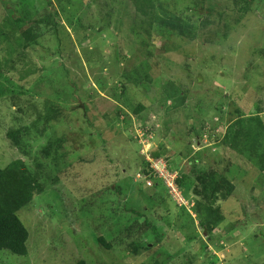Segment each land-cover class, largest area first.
Segmentation results:
<instances>
[{"label":"rangeland","instance_id":"1","mask_svg":"<svg viewBox=\"0 0 264 264\" xmlns=\"http://www.w3.org/2000/svg\"><path fill=\"white\" fill-rule=\"evenodd\" d=\"M165 1L177 11L201 4L186 13L195 36L167 40L155 29L141 43L128 0H0V168L20 160L43 189L18 213L27 256L1 251L0 264H264V172L221 143L229 125L264 120V0ZM27 30L36 39L24 48L19 33ZM49 97L65 113L50 117ZM156 151L163 156L152 161ZM146 162L191 217L156 222L164 211L156 207L146 217L156 236L139 240L149 250L119 253L117 235L103 231L116 225L119 233L126 210L147 203ZM167 165L229 183L232 194L216 205L225 222L214 232L194 216L195 181H185L184 197L175 185L181 172ZM100 236L111 250L96 243Z\"/></svg>","mask_w":264,"mask_h":264},{"label":"trees","instance_id":"2","mask_svg":"<svg viewBox=\"0 0 264 264\" xmlns=\"http://www.w3.org/2000/svg\"><path fill=\"white\" fill-rule=\"evenodd\" d=\"M128 1L132 4L135 12L133 35L140 40L142 39L141 43H143L144 40H149L150 37H152V34L157 31L160 33V36L167 40L170 39L171 34H176L178 36L184 35L186 37L191 35L195 36L197 25L193 22L194 20L192 18L186 15V13L191 12V10L194 9V14H198L201 11L198 10V8L202 7L201 4L193 7H181V9L177 11L176 9L169 7L165 0H157V5H155L156 0ZM243 1L247 3L249 0ZM49 5L51 6V4ZM5 11L8 13L10 12L7 8ZM54 14H57L55 10L52 15L49 14L50 18H54ZM14 22L18 27L24 25L23 17L21 16L17 18L14 17ZM190 22L193 24L189 27ZM31 24L37 25V23L34 22H31ZM155 29H157V31ZM27 31L25 33L24 31H21L19 33L20 41L25 42L23 45L24 48L34 45V40L36 39V35H32L30 31ZM135 76H137V73H135ZM142 80L148 84V74H146ZM3 81L4 78H0V82ZM120 90V92L123 93L125 86H121ZM44 91L48 90L44 87ZM4 92H7V90H5L4 87L0 88V96ZM45 94L49 96L48 93ZM120 95L122 96V94ZM71 101L73 102L75 100H70V103ZM79 107L80 109L82 108L80 105ZM43 108L45 111L49 112L50 117L53 116L54 118H56L57 115L60 116V113L62 112L65 113L63 108L58 110L59 105L55 103L54 98H51L50 100V97L45 99ZM142 110H144V107L142 104H139L133 112L139 114ZM53 121H55V119ZM7 138L14 143V146H19V142L13 133L8 132ZM221 143L228 146L230 149L234 148V150L238 152V155L247 159L248 162L253 161L252 163H254V166L260 172H264V120H261L258 116H253L249 118L247 124H245L243 120L242 123L237 124L235 127L229 125L221 139ZM149 156L152 161H155L163 155L161 152L156 151L152 152ZM147 167H150L148 162L143 164V169ZM167 169L171 172H181L180 177L178 176V178L175 179V185L180 188V191L186 198L189 196H186L188 190H185V186H187L185 181L189 177L195 181L196 186H194L193 190L190 192L195 201L192 210L196 214V218H200V216L203 217V226L207 228V231L214 232L215 229L225 222L221 210L216 205L218 202L220 203V201L225 202L232 194L229 183L224 178H217L215 176L207 177L203 172L201 174L198 169V171L196 170L194 172L189 170L182 172L180 168L173 165H167ZM142 174L144 181L152 182V188L149 189L151 191L150 194L146 192V196H142L144 200H146L145 202L147 203L145 205H147L148 208L143 205L144 207L140 209V211L131 209L126 210L129 211L130 221H126L125 225L121 227L123 230L121 229L119 233L118 229L120 226H108L105 228V231H103L104 229H102L101 226L98 227L99 230L102 229L106 238H113L117 235L115 237L116 239H113L117 244H121V247L118 250L119 253L132 252L133 255H136L141 249L149 250L147 244H144L145 242L141 244L139 240L148 235L156 236V225L150 224L149 220L146 218L150 211L155 214L154 211L156 207L164 210L163 213L155 216L156 222H165V217L170 215V213L175 212H178V214H180L179 216L183 214L184 221H189L191 217L185 209L179 208L170 199L168 190L160 178L156 177L154 174L144 172ZM127 182L128 181L125 178L123 180V188L126 187ZM138 183L139 182H136V184ZM139 184L141 185V183ZM157 186L162 190H155L154 187L156 188ZM121 188V184L112 186V189H114V192L116 193L115 195L121 194ZM139 190L141 191V189ZM222 190L223 193H221ZM42 191L43 189L39 185V182L27 171V166L22 161L19 160L10 163L3 169L0 168V252L7 251L17 257L27 256V241L29 239V233L20 221L18 213L23 208H26V206H28L35 197L39 196ZM168 201L171 205L168 204ZM84 203L85 202L82 200L81 206ZM83 208L87 209V212L91 210V208L86 205H83ZM164 214H166V216H163ZM167 224L169 223L167 222ZM203 226L202 228H204ZM134 236L136 237L133 238ZM96 243H99L108 250H111L114 246L106 242L102 236L97 237ZM75 264H86V262L81 260Z\"/></svg>","mask_w":264,"mask_h":264},{"label":"clouds","instance_id":"3","mask_svg":"<svg viewBox=\"0 0 264 264\" xmlns=\"http://www.w3.org/2000/svg\"><path fill=\"white\" fill-rule=\"evenodd\" d=\"M155 171V172H154ZM139 172H141V174L144 172V173H148V174H156L157 173V170L155 169V168H150V167H147V168H145V169H140V171ZM167 176H169V175H167ZM142 177H143V174H142ZM163 182H164V185H165V180L163 179V178H161V177H159ZM135 182H138L137 180H134ZM147 184H148V190L149 189H151L152 188V183L150 182V181H145ZM142 185V184H141ZM168 187V186H167ZM166 187V188H167ZM168 189V188H167ZM178 207H179V205L180 204H177V202L175 201L174 202ZM193 208H194V203H193ZM193 213H194V211H193ZM194 216H196V214L194 213Z\"/></svg>","mask_w":264,"mask_h":264},{"label":"bare ground","instance_id":"4","mask_svg":"<svg viewBox=\"0 0 264 264\" xmlns=\"http://www.w3.org/2000/svg\"><path fill=\"white\" fill-rule=\"evenodd\" d=\"M154 164H155V163H154ZM160 165H161L160 169L162 168V169L165 170V167L159 162L157 166L159 167ZM150 168H155V167H154V165H153V167L150 166ZM155 169H156V168H155ZM172 185H173V184H172Z\"/></svg>","mask_w":264,"mask_h":264}]
</instances>
